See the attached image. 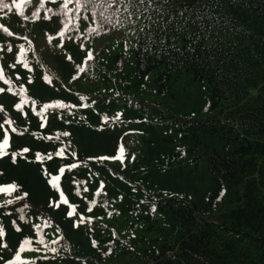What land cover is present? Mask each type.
Segmentation results:
<instances>
[{
    "label": "trees",
    "instance_id": "obj_1",
    "mask_svg": "<svg viewBox=\"0 0 264 264\" xmlns=\"http://www.w3.org/2000/svg\"><path fill=\"white\" fill-rule=\"evenodd\" d=\"M19 1L0 5V264L25 238L35 264H264V0Z\"/></svg>",
    "mask_w": 264,
    "mask_h": 264
},
{
    "label": "snow or ice",
    "instance_id": "obj_2",
    "mask_svg": "<svg viewBox=\"0 0 264 264\" xmlns=\"http://www.w3.org/2000/svg\"><path fill=\"white\" fill-rule=\"evenodd\" d=\"M50 2L55 3V2H57V0H50ZM59 2L61 4V7L66 9V5L64 4V0H59ZM89 2H91V0H89ZM112 2H113V0H108L106 6L107 7H111L112 6ZM120 2L123 4L124 0H120ZM143 2H144V0H139V3L143 4ZM74 3L76 4V8L77 9L80 8V7H84L85 6L84 0H74ZM0 5H2L4 8L8 7L7 4H3L2 3V0H0ZM129 6L132 7V8H136L137 5H136L135 0H127V6L126 7H129ZM15 7H16V9H20L21 8V4L17 3V4H15ZM40 7L43 8L44 4L41 3ZM93 7H96V5L94 4ZM35 14L36 13L34 12L33 15H35ZM101 15H103V13H101ZM104 19H107V17L105 16ZM65 27H67V25H65ZM8 34L12 35L10 32ZM9 50H11V49H9ZM23 52H24V50H23V47L21 46V48H20V55L21 56H23ZM89 56H91V54H89ZM69 59H70V57H69ZM19 62L23 63V61H19ZM10 67L14 68L15 65L14 64L10 65ZM2 75H3V69L0 68V76H2ZM17 79H20L19 76H17ZM44 79L48 80V77L45 76ZM31 82H32L31 80L28 81V83H31ZM4 83L10 85L11 81L10 80H4ZM9 91H11L10 88H9ZM24 91H25L24 86L21 85L20 88H19V93H14V95L15 94H20L21 95V101H23V95L22 94L24 93ZM2 92H4V89L0 88V93H2ZM48 107H63V105H59V104H57V105H48V104H45V105H43L41 110L43 111V109H46ZM15 108L19 110L21 108V104H19V103L15 104ZM0 111H3L2 106H0ZM5 123H9L7 118L5 119ZM2 128H3V125L0 124V129H2ZM13 131H15V129H13ZM63 135H68V133H64ZM9 145H10V137H9V135L7 133H5L3 135L2 141H0V157L8 154L6 152V150H5V148H6V146H9ZM22 151L23 152H28L29 149L28 148H24ZM17 154L18 153H16V152L12 153L13 162H15V158H16ZM36 159H37V161L41 160V156H40L39 153L36 154ZM101 159H104V158H101ZM60 171L62 172L63 169H60ZM0 174H2V173H0ZM45 174H47L46 170H45ZM57 180H59L58 176H56V175H52L51 176V179L49 180V183L51 184V187L56 188V181ZM16 190H17V186L14 183L6 185V186L0 185V193H11V192L16 191ZM23 195L26 197L27 193H24ZM61 199H63V196H61ZM11 203H13V200H11V199L6 201V204H11ZM0 206H2V205H0ZM49 206L50 207H53V206L59 207L58 204H54L51 201H50V205ZM67 214L69 216L72 215L71 212H68ZM20 220L21 221L24 220V216L23 215L20 216ZM13 227L16 228L17 231H20V228L17 227L15 220L13 221ZM36 227H38V226H36ZM4 235H5L4 228H3L2 225H0V239H2L4 237ZM31 243H32L31 239L25 238L22 241V243L20 244V246H19V248L17 250V253L15 254L14 258L12 260H10V261H7L6 264H35V261H27V260L22 259V257H21V253L26 250L25 249V245H31ZM38 243L42 244V243H44V241L43 240H39ZM93 246H95V242H93ZM0 247H7V245H6V243H0ZM27 250H33V249L29 248ZM52 251H55V249H52Z\"/></svg>",
    "mask_w": 264,
    "mask_h": 264
},
{
    "label": "rangeland",
    "instance_id": "obj_3",
    "mask_svg": "<svg viewBox=\"0 0 264 264\" xmlns=\"http://www.w3.org/2000/svg\"><path fill=\"white\" fill-rule=\"evenodd\" d=\"M195 99H196V98H195ZM195 99H193V100H195ZM181 102L184 103V102H185V99H182ZM193 106H194V105H193ZM188 107H190V105H189Z\"/></svg>",
    "mask_w": 264,
    "mask_h": 264
}]
</instances>
